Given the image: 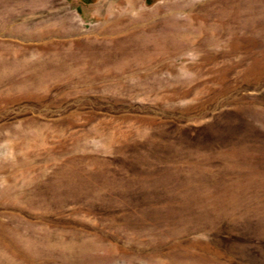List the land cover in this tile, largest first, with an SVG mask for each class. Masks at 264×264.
<instances>
[{
  "label": "rangeland",
  "instance_id": "rangeland-1",
  "mask_svg": "<svg viewBox=\"0 0 264 264\" xmlns=\"http://www.w3.org/2000/svg\"><path fill=\"white\" fill-rule=\"evenodd\" d=\"M0 264H264V0H0Z\"/></svg>",
  "mask_w": 264,
  "mask_h": 264
}]
</instances>
